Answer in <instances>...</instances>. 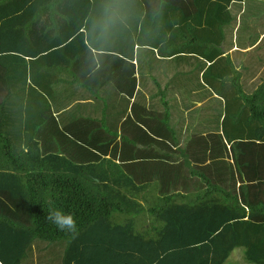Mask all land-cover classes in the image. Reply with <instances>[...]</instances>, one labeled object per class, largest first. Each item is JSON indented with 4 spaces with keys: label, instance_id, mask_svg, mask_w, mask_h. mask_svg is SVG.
I'll use <instances>...</instances> for the list:
<instances>
[{
    "label": "trees",
    "instance_id": "16d2710c",
    "mask_svg": "<svg viewBox=\"0 0 264 264\" xmlns=\"http://www.w3.org/2000/svg\"><path fill=\"white\" fill-rule=\"evenodd\" d=\"M158 1L0 0V264H23L35 239L52 242L62 238L69 243L62 264H230L228 259L236 248H242L245 263L264 264V82L244 92L228 76L232 68L222 66L223 60L218 58L221 48L217 47L228 18L240 12L245 21L254 19L252 1L256 0ZM236 3L241 6L236 8ZM188 13L193 16L190 25L195 24L199 34L198 41L192 40L197 46L190 44L191 49L199 46L201 62H209L202 76L208 86L204 87L214 95L218 107L224 108L214 124L218 127L221 120V133L212 136L210 150L214 153L224 147L234 171L223 175V181L229 179L230 184H222L228 188L222 194H218L221 185L208 180L207 192L194 200L179 195L160 197V205L150 210L159 224L141 230L136 222L145 206L131 191L124 193L98 178L94 183L110 193L97 194L98 189L94 192L88 187L89 179L60 172L62 164L56 163L52 169L47 159L37 162L38 149L23 152L13 145L4 131V112L9 109L6 91L15 80L24 81L35 63L47 59L49 53L53 56L68 50L75 59L90 47H116L118 56L133 58L135 44L142 57L150 46L163 52L170 31L177 42L175 26ZM203 13L208 14L209 32L201 40ZM122 30L133 37L126 47L119 37ZM33 34L38 43L45 44L34 47ZM208 37L211 48L207 51L200 45ZM72 47L76 51L71 52ZM263 48L257 45V50ZM102 52L99 54L109 51ZM20 54L36 56L31 69ZM260 56L264 58L257 55V59ZM39 78L31 79L38 83ZM204 104L201 110L212 117L213 110ZM113 179L119 183L117 177ZM236 180L239 186L233 187ZM59 191L62 197H56ZM117 196L121 199L115 202ZM56 210L73 217L74 232L62 231L51 222L48 217ZM121 210L129 222L112 225V212Z\"/></svg>",
    "mask_w": 264,
    "mask_h": 264
},
{
    "label": "crops",
    "instance_id": "0c3cea01",
    "mask_svg": "<svg viewBox=\"0 0 264 264\" xmlns=\"http://www.w3.org/2000/svg\"><path fill=\"white\" fill-rule=\"evenodd\" d=\"M158 2L150 0V4ZM191 3L195 4L194 1ZM207 16L206 13L201 15V26L204 27V32L200 31L201 40L208 31ZM192 17L191 13L183 14L185 21L175 26L179 34L177 42H173L170 31V42L163 52L150 46L153 51L149 49L142 57L135 44L133 58L118 56L116 47L102 50L90 47V51L75 59L68 55V50L53 56L49 53L47 59L35 63L34 70H30L24 81L15 80L6 91L5 105L9 109L4 112L7 116L5 134L20 151L38 149L37 162L47 159L52 169L56 163L62 164L63 168H58L60 172L89 179L88 187L94 192L98 189L97 194L110 193L94 183H98V178L113 187L118 186L124 193L131 191L146 208L137 218L138 228L147 230L157 226L159 223L150 214L152 205H146L147 198L155 197L157 202L166 195H179L194 200L207 192L210 178L218 183L223 181V175L230 174L229 170L234 171L232 159L226 155L224 147L216 148L214 153L210 150L212 136L221 133L220 123L218 127L208 128L203 123L207 115L195 114L196 109L203 108L208 97L202 96L201 90H192L191 96L184 94L180 98L174 93L176 90L172 91V80L177 73L194 72L204 81L202 76L209 64L201 62L199 46L191 49L190 44L196 47L194 44L198 43L192 40L198 41L199 36L195 24L190 25ZM230 24L231 40L226 43V26ZM245 27L242 29L240 12L235 18H228L221 28L222 39L217 46L221 48L218 58L223 60L222 66L230 64L232 69L228 76L239 86L243 74V82H246L248 74L252 76L257 72L250 53L249 60L236 61L241 65L236 66L231 60V52L242 49L235 39L237 31L244 32ZM243 32L239 35L242 38L245 37ZM34 35V47L43 46L45 43H38V37ZM208 39L200 45L207 51L211 48ZM128 44L126 39L122 45ZM72 51L76 48L72 47ZM102 51L109 52L99 54L104 53ZM20 55L21 61L31 69L36 56ZM244 62L248 64L243 66ZM36 75H40L38 83L31 79ZM256 77L259 81L263 79L262 75ZM6 92H2L3 95ZM185 146V152H180L179 149ZM113 177L119 179L118 184L113 182ZM235 183L238 187L239 181ZM56 197H62L60 191ZM120 199L117 196L115 202ZM146 212L150 215L143 214ZM111 215L112 225L129 222L128 215L122 210ZM59 240H65V249L67 239ZM37 241L39 239H35L27 250V254L35 259L42 252L34 247Z\"/></svg>",
    "mask_w": 264,
    "mask_h": 264
},
{
    "label": "rangeland",
    "instance_id": "374dc122",
    "mask_svg": "<svg viewBox=\"0 0 264 264\" xmlns=\"http://www.w3.org/2000/svg\"><path fill=\"white\" fill-rule=\"evenodd\" d=\"M252 2H254L253 3L254 19L251 21H245L243 19V17L241 16L242 29H243V27H245L246 24L248 26L245 27L244 32L240 28L242 30V32L245 33V37L244 38L240 37L239 35L242 32H240L238 30L237 31L238 36L235 39V43L237 44V46H239V44H240L242 46V49L233 51L230 54L231 60L234 61L236 66L242 64V63H237L236 61H238V60H249L251 57H252V59L254 58L252 63H253V65L257 66L256 67L257 72H259V73L256 72V75H254L252 73V76H250L248 74V80L246 82H243L245 80L244 74L242 75V79H241L242 83L240 86L243 89V91L247 92V93L251 92L252 90L257 88V86L259 84L264 82V60H263V62H261L263 57L260 56L257 59V57L255 56V54L264 56V48L261 50H257V48L255 49V45H260V46L264 47V1H257L256 0V1H252ZM235 6H236V8H239L241 5L236 3ZM231 30H232V24L226 26V35L228 37L226 43H230ZM119 37H120V40L123 41V43L126 41V39H127L129 44H131L133 41L132 34L130 36V33H127L126 31H123V30L120 31ZM252 47H254V48H252ZM260 52H261V54H260ZM249 53L252 55L251 57H249ZM258 62H260L261 64ZM247 64H248V62H244L243 66L247 65ZM229 67H231L230 64H229ZM251 72H253V71H251ZM258 75H262L263 79L261 81H259V78L256 77ZM171 86H172V91L174 92L176 90L174 93L176 95H178L179 98L182 97L184 94L186 96H188V95L191 96L192 90H201V95L208 97V99L206 100V102L204 104V107L205 108H211L213 110V115L216 116V121H214L213 116L211 117V115L209 114L208 118L203 123H206L208 128H211V127L214 128V124L219 122L220 115L224 114V108L221 104H220V107H218L217 100L215 97H213L214 95H212L210 93L209 89L203 88V86H206V87H208V86L204 83L202 78H199L198 75L194 72H189V73L186 72L185 75H181V74L177 73L176 77L172 80ZM174 102H175V100L172 101L171 103H174ZM174 108H176V107H174ZM203 112L204 111H201V109L199 108V109H196L195 114H196V116H199ZM229 120H231V118ZM220 124H221V120H220ZM196 127L198 128L197 125H196ZM117 141L118 140H115L114 142H117ZM228 148H229V145L226 146V149H228ZM185 149H186V146L179 149V151L185 152ZM227 170H228V168L226 165L225 171H227ZM210 180L212 183H216L212 178H210ZM229 182H230L229 179H227L225 182L222 180H220V182H218L221 185L219 187L218 194H222V190L228 189V188H224L222 186V184L229 185L230 184ZM233 185H234L233 187H235V183ZM147 200L148 201H146V205H152V206H150L151 208H154L155 204L160 205V202H158V203L156 202L155 197H150L149 199L147 198ZM143 214H145L147 216L150 215L148 212L143 213ZM63 241H65V240H59L58 242H54V243L45 242V241H41V240L37 241L34 244V247H38L42 252L36 257V259L33 255H31L29 253L26 254L23 258V264H61L63 254L66 251V247L64 249L65 243ZM228 261L230 262V264H247V263H245L244 259L242 258V248L234 249L232 254L230 255Z\"/></svg>",
    "mask_w": 264,
    "mask_h": 264
},
{
    "label": "clouds",
    "instance_id": "9594fccd",
    "mask_svg": "<svg viewBox=\"0 0 264 264\" xmlns=\"http://www.w3.org/2000/svg\"><path fill=\"white\" fill-rule=\"evenodd\" d=\"M56 227L62 231H72L76 229L75 220L70 214H66L61 210H56L50 213L48 217Z\"/></svg>",
    "mask_w": 264,
    "mask_h": 264
}]
</instances>
